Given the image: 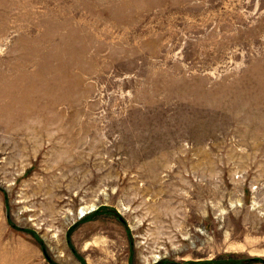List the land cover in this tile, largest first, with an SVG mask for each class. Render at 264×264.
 I'll return each instance as SVG.
<instances>
[{
  "label": "rangeland",
  "instance_id": "374dc122",
  "mask_svg": "<svg viewBox=\"0 0 264 264\" xmlns=\"http://www.w3.org/2000/svg\"><path fill=\"white\" fill-rule=\"evenodd\" d=\"M0 264H264V0H0Z\"/></svg>",
  "mask_w": 264,
  "mask_h": 264
}]
</instances>
